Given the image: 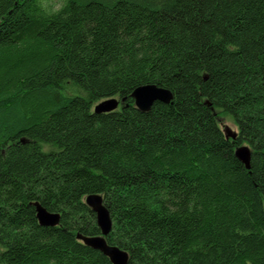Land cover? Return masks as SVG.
Here are the masks:
<instances>
[{"label": "trees", "instance_id": "16d2710c", "mask_svg": "<svg viewBox=\"0 0 264 264\" xmlns=\"http://www.w3.org/2000/svg\"><path fill=\"white\" fill-rule=\"evenodd\" d=\"M89 195L128 264H264V0H0V264H111Z\"/></svg>", "mask_w": 264, "mask_h": 264}, {"label": "water", "instance_id": "95a60500", "mask_svg": "<svg viewBox=\"0 0 264 264\" xmlns=\"http://www.w3.org/2000/svg\"><path fill=\"white\" fill-rule=\"evenodd\" d=\"M131 98L134 105L140 112H148L155 102L164 104H171L172 94L163 88L155 85H144L136 88ZM125 98H110L97 103L93 107L94 114H105L117 110L119 107L123 108ZM208 105V103H205ZM235 133H225L226 139L234 140ZM235 157L249 169L250 150L246 146H242L235 151ZM85 204L91 209L96 216L97 226L100 230L99 236H82L76 235V239L86 247L98 251L103 256L107 257L111 264H128V254L120 250L116 246L108 245L106 237L111 231L112 222L109 213L103 204V199L100 195H89L85 198ZM36 210V219L38 224L42 227H55L58 225L60 215L57 213H50L41 207L38 203L34 204Z\"/></svg>", "mask_w": 264, "mask_h": 264}, {"label": "rangeland", "instance_id": "374dc122", "mask_svg": "<svg viewBox=\"0 0 264 264\" xmlns=\"http://www.w3.org/2000/svg\"><path fill=\"white\" fill-rule=\"evenodd\" d=\"M219 122L224 133L237 134V128L229 117L220 114Z\"/></svg>", "mask_w": 264, "mask_h": 264}]
</instances>
